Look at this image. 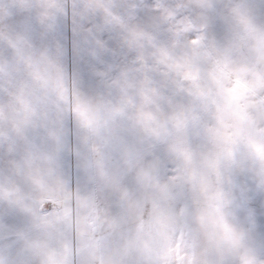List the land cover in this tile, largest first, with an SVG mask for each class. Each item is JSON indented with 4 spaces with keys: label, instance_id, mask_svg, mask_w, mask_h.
<instances>
[{
    "label": "clouds",
    "instance_id": "clouds-1",
    "mask_svg": "<svg viewBox=\"0 0 264 264\" xmlns=\"http://www.w3.org/2000/svg\"><path fill=\"white\" fill-rule=\"evenodd\" d=\"M0 264H264V0H0Z\"/></svg>",
    "mask_w": 264,
    "mask_h": 264
}]
</instances>
